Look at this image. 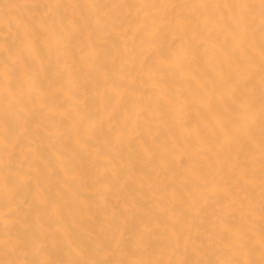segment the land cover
<instances>
[{"label": "bare ground", "instance_id": "bare-ground-1", "mask_svg": "<svg viewBox=\"0 0 264 264\" xmlns=\"http://www.w3.org/2000/svg\"><path fill=\"white\" fill-rule=\"evenodd\" d=\"M0 264H264V0H0Z\"/></svg>", "mask_w": 264, "mask_h": 264}]
</instances>
